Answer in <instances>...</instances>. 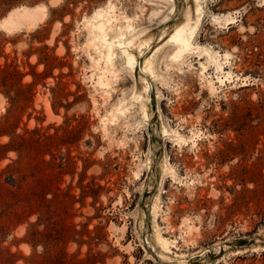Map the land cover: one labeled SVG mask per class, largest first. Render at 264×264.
<instances>
[{"label": "rangeland", "instance_id": "obj_1", "mask_svg": "<svg viewBox=\"0 0 264 264\" xmlns=\"http://www.w3.org/2000/svg\"><path fill=\"white\" fill-rule=\"evenodd\" d=\"M0 264H264V0H0Z\"/></svg>", "mask_w": 264, "mask_h": 264}, {"label": "bare ground", "instance_id": "obj_2", "mask_svg": "<svg viewBox=\"0 0 264 264\" xmlns=\"http://www.w3.org/2000/svg\"><path fill=\"white\" fill-rule=\"evenodd\" d=\"M36 13V12H35ZM34 15V14H33ZM14 16L17 17V21H20V20H23V21H20V22H24V20H27L28 22V19L30 18L31 20V12L29 11H19V12H16L14 15H10V17H8L7 19V22L5 23L4 25V28H6L7 30H15V27L16 25L20 24L19 22L15 21L14 20ZM36 18V17H35ZM29 20V21H30ZM33 20V19H32ZM31 20V21H32ZM34 21V20H33ZM32 21V22H33ZM26 22V21H25ZM231 22V21H230ZM229 24V23H228ZM22 25V24H21ZM14 28V29H13ZM99 28V26H98ZM11 32V31H10ZM185 28H178L175 32V34L171 37V39L173 40H176L178 43H180L181 45H183L184 47H187L188 45V37L185 35ZM191 32V30H190ZM103 39V38H102ZM101 42H105L104 40L101 41ZM105 45H107V43L105 42ZM122 46L120 47H123V44H121ZM130 46V44H129ZM128 59V63H130L132 65V63H135L133 62V57L132 56H128L127 57Z\"/></svg>", "mask_w": 264, "mask_h": 264}]
</instances>
